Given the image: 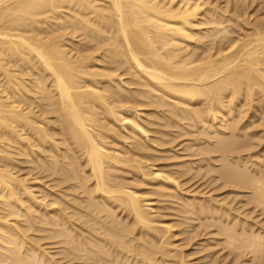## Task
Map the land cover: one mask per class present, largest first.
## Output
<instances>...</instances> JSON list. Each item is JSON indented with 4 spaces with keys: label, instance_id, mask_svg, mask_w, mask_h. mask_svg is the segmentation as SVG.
<instances>
[{
    "label": "bare ground",
    "instance_id": "obj_1",
    "mask_svg": "<svg viewBox=\"0 0 264 264\" xmlns=\"http://www.w3.org/2000/svg\"><path fill=\"white\" fill-rule=\"evenodd\" d=\"M232 4L227 16L208 0H0V264H190L194 253L183 248L192 238L179 246L173 229L219 210L203 194H184L183 170L177 176L152 160L189 128L206 133L224 121V104L231 111L241 94L264 101V13L251 24L246 3ZM146 107L154 112L143 118ZM220 126L212 135L227 127ZM174 129L183 132L171 136ZM236 136L203 152L240 156L264 140L256 131L237 137L246 142ZM21 155L39 179L14 171ZM222 163L220 179L251 189V202L264 209V173ZM171 214L183 224L161 220ZM235 225L217 228L225 247L264 264V237L237 234Z\"/></svg>",
    "mask_w": 264,
    "mask_h": 264
},
{
    "label": "rangeland",
    "instance_id": "obj_2",
    "mask_svg": "<svg viewBox=\"0 0 264 264\" xmlns=\"http://www.w3.org/2000/svg\"><path fill=\"white\" fill-rule=\"evenodd\" d=\"M209 1V3H211L213 6H216V7H220L219 8V11H220V9H223V11L221 10V13H224V11H229L227 14H225V15H227V16H230V10H232L231 8H234V7H232L231 6V4H232V2L235 4H232V5H234V6H236V3H237V5H241V8L243 9V5H244V3H246V5H244L245 6V11H246V14H247V16H246V18L247 17H250L249 19H251V20H249L248 22L249 23H253V21L254 20H256V17L259 15L260 17H262L261 15H263V13H264V8H262V7H264V4H263V2H264V0H255V2H254V0H246V2H244L245 0H243V4H240V3H242V0L240 1V3H238V0H208ZM229 1V2H228ZM253 2V3H252ZM262 2V4H260ZM227 3H229V4H227ZM218 5V6H217ZM247 5H249V6H247ZM261 5V6H260ZM263 5V6H262ZM228 6H229V10L227 9L228 8ZM246 7H248V9L246 8ZM250 7V8H249ZM259 9V10H258ZM260 11V12H259ZM252 14V16H250V15ZM254 15H256V16H254ZM264 16V15H263ZM252 17V18H251ZM255 18V19H254ZM258 19H259V17H257ZM247 20H248V18H247ZM68 37V36H67ZM67 41H68V39H66ZM76 41V42H78V39H73V41ZM74 41V43H76ZM66 42V41H65ZM64 42V43H65ZM66 44H68V42H66ZM95 56H97V55H95ZM96 61H93L92 62V64L93 65H97V67L99 68V64L101 65L102 63H100V62H97V63H95ZM124 78V77H123ZM122 78V79H123ZM124 81H126V78H125V80ZM125 84H123V86L125 85V87L127 86V87H129L128 85L129 84H127L128 83V80H127V83L126 82H124ZM124 87V88H125ZM131 87V86H130ZM129 87V88H130ZM242 95V96H241ZM240 96H238V100H237V102L236 103H234L233 105H234V107L235 108H233V106H232V110L230 111V110H227V108L228 107H230L229 109H231V106L229 105V106H226V105H228V104H224V107L226 108L225 109V112H227V113H225L224 115H223V119L225 118V122L224 121H222L221 119L222 118H220V119H218V120H220V121H215V123L213 124V126H206V127H204L205 129H206V133H205V130L203 129V127L202 126H200L199 128L196 126V127H194V128H189V130H188V132L190 131V133H188L187 132V135H186V132L184 131H181V130H176V129H174V131L173 130H171V131H169V134H171V136H174L175 137V135H176V133H182L183 134V136H182V134H181V136L178 134V136L177 137H175V138H177V139H173V137H172V139L175 141V142H172V144H170L171 146H166V148L165 147H162V148H160V147H157V149H159V150H155L156 152V154H158V156H159V158H162L163 157V160L161 159V161H160V159L158 158V160L156 159H153L152 161H153V163L155 164L156 162V164L155 165H157V166H159L160 168L161 167H165V166H170V168H167V167H165L164 169H166V171H169V172H174V173H176V175L177 176H181V175H179V174H181V172H182V170H183V172H182V175L184 176H182L183 177V180H182V178L180 179V178H178L175 174V177L176 178H178L179 179V183L180 182H182V184H183V182H184V184H183V189H182V184H181V189L182 190H184V192L185 191H188V192H185L184 194L185 195H189V194H186V193H192L193 194V192L194 193H196V195L195 196H197L196 198L197 199H200L201 197H202V194H203V197L204 198H207V200L208 201H214L215 200V202H214V204L216 205V207L215 208H217L218 210H219V212L217 211V210H214V211H216V212H218V214L216 213V212H214V214H217V215H214L212 212H211V214H207V212L206 213H204V212H202V214H205L206 216H208V217H206L205 215H201L200 213L201 212H199V211H196L195 213H198V214H194V216L196 217H194V216H192V217H194L196 220H194V222L193 223H191L190 222V225H191V227L189 226V224H186V225H188V226H186L185 224H183L182 222H180V220H179V218L177 217V218H175L176 216V212H173L174 214H171V215H174V218H173V216H170V215H168L169 217H171V218H166L167 216H165V217H163V219H161V220H163L164 222H168V223H170L171 221H174V223H175V220L178 222V223H182L183 224V226H180V224H177V225H179V226H177V228H174L173 229V233L174 234H176V239H174L176 242L175 243H177V245H181V246H184V244L186 243V242H188L189 243V241L191 240V238H192V241H190L191 242V244L189 245V247L187 246V248L185 247V249L183 248V250H184V252H187V253H189V252H191V253H194L193 255L191 254L190 256L192 257H190V259H188V261L190 262V264H251L250 263V261H252V258H251V255L250 254H248L247 252V254H245L244 253V255H242L241 257H237L235 254H233L232 252H231V250H229V248L227 247H225V243H224V240H225V238L226 237H223L224 235H222L223 234V232L222 233H220L219 232V229L221 228L222 229V226L224 225L227 229H231V227L233 226L234 227V225H235V223H237V225H239L238 227H235V228H233L232 230H235V232H236V230H237V234H239V232H241V233H243V229H244V233H250L249 235H248V233H247V236H250V235H252V236H263L264 237V209L262 208V207H260V206H257V205H255L254 204V202L252 203L251 202V193H252V191L250 192V190L251 189H249V188H241V187H243V186H241V185H237V184H231V183H228V182H225L224 183V181L222 180V179H220V177H222V174L223 173H221L220 174V171L223 169V166L225 167V165H223V163H222V159H223V161H225V163L224 164H226L227 163V165H228V163H229V161H230V164H229V166H231L232 168H235V167H237L236 165L233 167L232 166V164H237V162H238V167L239 168H242L243 166H244V164H243V162H245L246 161V158L247 157H249V156H252L251 158H247V162H245L246 164H245V166L241 169V170H245V171H249V175L251 174V177L254 175L255 177L257 176V177H259V173H260V175L262 174V173H264V171H263V169H264V140H263V144L261 143V145L260 146H258V148L257 147H255V149L254 148H252V151H254L253 153H252V151L248 154V153H240V156H239V154H236V155H238L240 158H242V160L240 161V158L239 157H237L236 155H235V153H233V155L235 156V157H233V155L232 154H230V156H227V157H225V156H223V157H225L226 159L228 158V157H230V158H232L231 160H230V158L229 159H227V162H226V160H225V158H222V153H217L216 152V154H214V153H208V154H206L207 152H209L210 150L209 149H207V150H209V151H207L206 149H205V147L207 146L208 147V145H209V147H210V145H212L213 143H215V144H217L216 142L218 141H215L216 139H218L219 137L221 138V139H224L223 137H225V139H233V138H231V137H233V135H237L236 136V139L235 140H239V141H237V142H246L249 138H247L248 137V135L249 136H251V134L252 133H255V131H256V135L257 136H263L264 135V133L263 132H260L259 133V131H263L262 129H261V127H260V124L259 123H261L262 121H260V120H263L264 118V101H260V97L259 96H252V98L250 99L251 101H249V100H247V101H245L246 100V98H245V95L244 94H241ZM244 95V96H243ZM257 97H259V98H257ZM240 98V99H239ZM245 99V100H244ZM259 99V100H258ZM260 101V102H263V104L262 103H260L259 102V104H258V106H257V103H258V101ZM242 102V104L241 103H239V102ZM245 101V102H244ZM248 103V105H246ZM236 104V105H235ZM243 104L245 105V106H243ZM194 105H197V103L196 104H194ZM240 105V106H239ZM263 106L262 108L260 107V106ZM197 107V106H196ZM242 107V108H241ZM243 107H244V109H243ZM257 107V108H256ZM260 107V108H259ZM150 108H152V107H146V109L145 108H143L142 109V111H143V115L141 116V117H143V116H145V117H147V115H145V114H152L153 112H154V108H152V109H150ZM219 108V107H218ZM217 108V109H218ZM259 108V109H258ZM148 109V110H147ZM238 109H241L240 111L241 112H243L244 114H245V116H244V114H240V112H239V110ZM247 109V113H249V114H247V113H245L246 110ZM256 109V110H255ZM258 109V110H257ZM145 110V111H144ZM234 110V112H232ZM235 110H236V112H235ZM244 110V111H243ZM249 110V111H248ZM147 111V112H146ZM229 111V112H228ZM254 111H255V113L257 112V114H256V116H254L255 114H254ZM238 112H239V114H238ZM233 113V114H232ZM253 113V114H252ZM149 114V115H150ZM228 114V115H227ZM226 115V116H225ZM241 115V116H240ZM249 115H250V117H249ZM261 115H263V116H261ZM261 116V117H260ZM242 117V118H241ZM144 118V117H143ZM238 118L240 119V120H238ZM245 118V119H244ZM257 118V119H256ZM262 118V119H261ZM231 119V120H230ZM233 119V120H232ZM244 119V120H243ZM243 120V121H242ZM234 121V123H233V125H232V128H231V126H229L228 124H231L232 122ZM241 121V122H240ZM249 121V122H248ZM253 123H252V122ZM188 121H184V123H187ZM238 122V123H237ZM248 122V123H247ZM244 123V124H243ZM222 124V125H221ZM238 126V127H236V125ZM248 124V125H247ZM221 125V126H220ZM227 125V127H225V128H222V127H224V126H226ZM246 125V126H245ZM251 127H250V126ZM217 127V128H219L218 126H220V128H222L221 130H220V132L219 133H215V134H213L212 135V133H214V130H212V129H215V127ZM235 126V127H234ZM243 126H245V128L247 129V131L249 132V133H247V131H246V135H245V131H244V128H243V130H242V127ZM247 126L248 127H250V129L251 130H253V131H249L248 130V128H247ZM256 126V127H255ZM155 126H152V127H149V129H148V131L150 130L151 132L154 130V129H157V127H155ZM228 127H230L231 129H229ZM252 127H255V128H252ZM151 128V129H150ZM196 128V129H195ZM210 128V129H209ZM226 128H228V129H226ZM235 128V129H234ZM236 128H238L237 129V131H236ZM201 129V130H200ZM241 129V130H240ZM183 130V129H182ZM193 130H194V132H193ZM203 130H204V133H203ZM223 130V132H221ZM238 130H239V132L241 131V135H240V133L238 134ZM177 131V132H176ZM180 131V132H179ZM212 131V132H211ZM232 131H234V133L232 132ZM26 132H28V133H26ZM25 132V134H30L31 132L30 131H26ZM151 132H148V136L150 137V138H153V139H155L156 140V138L158 137V135H157V133L155 134L154 132L155 131H153L152 133L154 134H150ZM172 132V133H171ZM174 132H175V135H174ZM226 132H228V133H230V134H228V133H226ZM236 132V133H235ZM251 132V133H250ZM258 132V133H257ZM185 133V134H184ZM211 133V134H210ZM233 135H232V134ZM32 134V133H31ZM185 135V136H184ZM211 135V136H210ZM216 135H219L218 136V138H216ZM170 135H169V137H171ZM222 136V137H221ZM228 136H229V138H228ZM246 137L245 139H246V141H245V139H243V141H241V139L240 138H237V137ZM255 136V135H254ZM156 137V138H155ZM57 138V137H56ZM149 138V141H151V142H149V144L151 143V145L152 146H156L157 144H156V142H153L154 140L153 139H150ZM168 138V137H167ZM171 139V138H170ZM194 139V140H193ZM255 139V141L254 142H256V139L257 138H254ZM254 139H252V140H254ZM32 140V139H31ZM153 140V141H152ZM193 142V143H192ZM191 143V144H190ZM37 143H34V141L32 142V150L33 151H37V145H36ZM180 144V145H179ZM215 144H213L214 146H215ZM188 145H189V147L191 146L192 147V149L191 148H189V149H191L189 152L187 151V148H188ZM213 145L211 146V147H213ZM35 146V147H34ZM206 147V148H207ZM210 147V148H211ZM161 149V150H160ZM168 149H170L169 151H168ZM173 149V150H172ZM188 149V150H189ZM203 149H205L207 152L205 153V151L203 152ZM212 149V148H211ZM254 149V150H253ZM169 152H167V151ZM175 150V151H174ZM162 152L163 154V156L161 155V153L160 152ZM166 151V152H165ZM173 151V152H172ZM160 153V155H159V153ZM165 152V153H164ZM176 152V153H175ZM202 152V153H201ZM210 152H214V151H210ZM258 152V153H257ZM260 152V153H259ZM173 154H175V156H173L172 157V155ZM171 155V160L169 161V159H170V156L169 155ZM196 154V155H195ZM205 154V155H204ZM256 154H257V156H256ZM167 155V156H166ZM191 155H192V157H191ZM195 155V156H194ZM224 155V154H223ZM260 155V156H259ZM160 156H162V157H160ZM177 156H178V158H177ZM187 156V157H186ZM206 156V157H205ZM243 156H247L246 158H244ZM181 159H180V158ZM26 158L27 157H25L24 155H21L20 156V158H19V164H18V167H15L16 168V170L14 169V171L15 172H18V174L19 175H21V177H27V176H29V177H27V178H30V179H32V178H34V179H37V176L39 175V174H37V169H33L34 167L32 166V165H30V163H28V162H26ZM177 159V161H176V159ZM183 158V159H182ZM187 158V159H186ZM236 158H238V161L236 162ZM245 160V161H244ZM151 161V162H152ZM160 161V162H159ZM221 161V162H220ZM261 161V162H260ZM159 162V163H158ZM185 162L187 163V164H185ZM231 162H233L232 164H231ZM236 162V163H235ZM241 162V163H240ZM27 163V164H26ZM184 163V164H183ZM31 164H33V163H31ZM159 164V165H158ZM175 166H174V165ZM240 164H241V166H240ZM29 165V166H28ZM33 165H35V164H33ZM223 165V166H222ZM172 166H174V167H172ZM33 167V168H32ZM188 167V168H187ZM230 167V168H231ZM237 167V168H238ZM248 168V169H246V168ZM17 168H18V170H17ZM28 168H32L33 169V171L32 170H30V169H28ZM181 168V169H180ZM188 169V170H186V169ZM222 168V169H221ZM250 168V169H249ZM172 169V170H171ZM176 169H177V171H176ZM220 169V170H219ZM225 169V168H224ZM236 169V168H235ZM171 170V171H170ZM175 170V171H174ZM178 170L180 171V172H178ZM257 170V171H256ZM259 170H261L262 172H260ZM32 171V172H31ZM184 171H186V172H184ZM219 171V172H218ZM254 173H253V172ZM257 172V174H256V172ZM179 174H178V173ZM222 172V171H221ZM259 172V173H258ZM184 173V174H183ZM30 174V175H29ZM186 174V175H185ZM188 174V175H187ZM256 174V175H255ZM130 175V174H129ZM127 175V178H128V180L130 181V179L132 178L131 176L132 175ZM221 175V176H220ZM262 175H264V174H262ZM40 177H41V174H40ZM261 177V176H260ZM223 178V177H222ZM38 179H39V176H38ZM44 180V179H43ZM42 180V182H43V185L42 186H44V189L45 190H47V191H49V189H50V187H51V185H52V182L50 183V180L49 179H45L44 181ZM189 180V181H188ZM186 181H187V183H186ZM46 182H49L50 184H46ZM45 183V184H44ZM226 183H228V184H226ZM186 184V185H185ZM47 185V186H46ZM185 185V186H184ZM231 185H234L233 187L231 186ZM236 185H237V188H236ZM49 186V187H48ZM241 189H240V188ZM49 188V189H48ZM146 189H148L149 191H150V189H151V187H149V186H147V188L145 187V186H142V187H140L139 188V190L140 191H145V192H148ZM238 189H240V190H238ZM50 191H52L51 189H50ZM196 191V192H195ZM200 193V195H198ZM148 194L150 195L151 193L150 192H148ZM192 194H190L189 196H191ZM147 195V194H146ZM148 196V195H147ZM152 195H150L149 197L151 198V199H155L156 197H154V195H153V197H151ZM209 196V197H208ZM148 197V198H149ZM202 197V198H203ZM210 197H212V198H210ZM187 198V197H186ZM42 199H43V197H42ZM47 199H49L48 197L44 200V201H46V202H44L43 201V203H45V204H47L48 202H49V200H47ZM188 199L189 200H192L191 198H189L188 197ZM206 200V199H205ZM206 200V202H208ZM250 201V202H249ZM200 202V201H199ZM220 202V203H219ZM247 202V203H246ZM50 203V202H49ZM161 205V204H160ZM177 207V206H176ZM201 210V209H200ZM171 211H173V210H171ZM162 213L164 212V211H161ZM168 212V211H167ZM224 212H226V214L224 213ZM228 212V213H227ZM210 213V212H209ZM163 214H166V211L163 213ZM200 214V218L198 219L197 217V215H199ZM121 215V214H120ZM193 215V214H192ZM211 215V218L209 217ZM125 216H127L125 213H123L122 215H121V217H123V218H126ZM202 216H204V218L202 217ZM198 219V220H197ZM171 220V221H170ZM236 221V222H235ZM215 222L217 223V225H218V223H219V226H220V228H219V226H216V224H215ZM173 223V224H174ZM195 223V224H194ZM222 223V224H221ZM172 223H171V225H173ZM176 224V223H175ZM174 224V226L173 227H176V225ZM211 224H215V225H211ZM185 225V226H184ZM192 225H195V226H192ZM196 225H198L197 227H196ZM222 225V226H221ZM232 225V226H231ZM237 225H235V226H237ZM229 226V227H228ZM194 227V228H193ZM217 228H219L218 230H217ZM241 228V229H240ZM194 229V230H193ZM221 229H220V231H221ZM240 230H242V231H240ZM180 231V233L182 232V233H184L183 235H181L180 233H179V235L180 236H178L179 238H177V234H178V232ZM184 231V232H183ZM187 231V232H186ZM217 231V232H216ZM220 233V235H219V233ZM222 235V236H221ZM189 237V238H188ZM185 239H187V240H185ZM190 239V240H189ZM186 241V242H185ZM226 241V240H225ZM42 242V241H41ZM46 242V243H45ZM44 243L42 242V243H40V245H46L47 244V241H45ZM184 243V244H183ZM188 243H186V245H188ZM42 245V246H43ZM185 245V246H186ZM48 247V246H47ZM52 249H50V251L49 252H52V253H55V252H57V250H53V251H51ZM53 255V254H52ZM54 256V259H55V255H53ZM57 256V255H56ZM59 257H60V260L63 258V256L61 257V256H57L56 257V260H59ZM64 259V261L65 262H62L61 264H64V263H66V264H74V263H76V262H70V261H68V259L66 258H63ZM60 260L58 261V263L60 262ZM63 261V260H62ZM60 264V263H59Z\"/></svg>",
    "mask_w": 264,
    "mask_h": 264
}]
</instances>
